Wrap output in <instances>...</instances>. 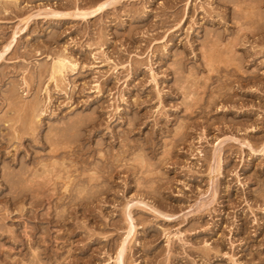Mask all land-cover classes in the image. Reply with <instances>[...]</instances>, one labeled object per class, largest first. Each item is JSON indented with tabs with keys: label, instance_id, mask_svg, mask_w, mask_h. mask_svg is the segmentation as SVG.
I'll list each match as a JSON object with an SVG mask.
<instances>
[{
	"label": "rangeland",
	"instance_id": "1",
	"mask_svg": "<svg viewBox=\"0 0 264 264\" xmlns=\"http://www.w3.org/2000/svg\"><path fill=\"white\" fill-rule=\"evenodd\" d=\"M108 1L0 0V264H264V0Z\"/></svg>",
	"mask_w": 264,
	"mask_h": 264
},
{
	"label": "bare ground",
	"instance_id": "2",
	"mask_svg": "<svg viewBox=\"0 0 264 264\" xmlns=\"http://www.w3.org/2000/svg\"><path fill=\"white\" fill-rule=\"evenodd\" d=\"M118 1L119 0H111V1H108V2H104V3L100 4V5H98L93 11H90L89 13H87V12L86 13H82L81 16H84L85 18H87V17H91V16H95L97 14H100L102 11L108 9L109 7H111V5H113L114 3H117ZM55 13H53V15ZM59 14L60 13L56 14L55 16H61ZM14 41H15V39H14ZM14 41L12 43H10V45H8V47L5 48L6 49V50H4L5 52H8L11 49L12 44L14 43ZM70 62L71 61H69V58L66 59V57H64V56L63 57L61 56L60 58H58V60L54 64V69H52L53 77L55 78V77H59V76L64 75L65 71L68 70V68H71ZM71 65H72V63H71ZM25 123H26V121H25ZM134 230H135V226L132 224L131 228H130V231H129V234L127 235L128 237H127L126 241L123 242V245L121 246L120 253L118 254V258L117 259H118L119 264H123L122 263L123 256H124V253H125V251L127 249V245L129 244L128 241H130L129 240L130 237H132V235L134 234Z\"/></svg>",
	"mask_w": 264,
	"mask_h": 264
}]
</instances>
